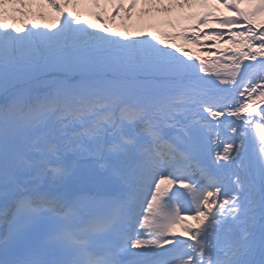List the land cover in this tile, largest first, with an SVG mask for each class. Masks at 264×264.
Wrapping results in <instances>:
<instances>
[{
    "label": "snow or ice",
    "instance_id": "1",
    "mask_svg": "<svg viewBox=\"0 0 264 264\" xmlns=\"http://www.w3.org/2000/svg\"><path fill=\"white\" fill-rule=\"evenodd\" d=\"M137 8L191 21L164 37L235 50L210 72L132 33ZM37 74L43 92L7 93ZM80 161L113 193L54 191ZM0 199V264H264V0H0Z\"/></svg>",
    "mask_w": 264,
    "mask_h": 264
},
{
    "label": "bare ground",
    "instance_id": "2",
    "mask_svg": "<svg viewBox=\"0 0 264 264\" xmlns=\"http://www.w3.org/2000/svg\"><path fill=\"white\" fill-rule=\"evenodd\" d=\"M86 4V3H85ZM70 10L72 6H69ZM90 6L88 4L83 5L81 3L78 7L75 8L76 11H82V12H87L89 10ZM194 9H190L189 11H193ZM34 11H44V12H49L50 10L48 9H40L38 6H34ZM113 9L111 5H107V12H106V17L108 18V23L114 28L116 32H125V30H117L115 27V21L119 19L120 17H117L115 20L111 19V15L113 14ZM151 14V13H150ZM150 14H145L141 16L140 14V8H137L134 12V15L128 22H130L133 18H140V17H145L149 16ZM123 15V14H122ZM37 21L39 24L43 25L45 23L52 22L51 17L49 16L47 19L40 18L39 16L36 17ZM94 19V18H93ZM171 19V18H170ZM175 17L173 18V20ZM169 20V18H168ZM96 23H99L98 20H94ZM135 22V21H133ZM131 23V22H130ZM164 25V24H161ZM159 26V25H158ZM129 29V28H128ZM132 33H136L133 31V29H129ZM144 33H149L151 31H143ZM162 37L165 39L167 44L171 43H177L180 45H183L184 48L188 51H191L193 58H203L208 67L210 72H215L217 71L216 65L219 64L221 61H224L227 59L229 55H231L230 52L226 51L227 49L231 48L235 50L236 45L229 44L227 41V37H225L223 40L218 41V42H206L200 45L193 44V43H186L183 44L182 40L184 38L182 37H176L175 40H171L168 37H164L163 34H161ZM121 38H136L135 36H128L127 33L125 37ZM220 71H225L226 69H219ZM49 80V77L41 74H37L36 76L32 78H22L20 80L14 81L12 83H9L7 87V93L11 95L14 92L17 91H25L28 92L32 95H38L39 93L43 92L47 86V82ZM101 175H105L107 178L106 184H101L100 179L103 177ZM109 177V178H108ZM109 176V174L105 171L100 170L99 168L91 166V161H83L82 165L78 163V166L75 170V172L70 175L67 180L65 181V184L61 186L59 189H54V191H58L60 193L67 192L71 194L72 192L79 190L82 185L88 184L92 188H94L97 191H104L105 188L103 187H111V184L114 186L117 182L113 181V179ZM115 189V187H114ZM3 200L0 199V208L3 207Z\"/></svg>",
    "mask_w": 264,
    "mask_h": 264
},
{
    "label": "rangeland",
    "instance_id": "3",
    "mask_svg": "<svg viewBox=\"0 0 264 264\" xmlns=\"http://www.w3.org/2000/svg\"><path fill=\"white\" fill-rule=\"evenodd\" d=\"M199 9H195L193 11H198ZM88 12V10H87ZM175 17L174 20L177 21L178 24H188L191 23V21L189 20H177V17L175 14L169 15V14H156V13H151L149 16H145V17H140V18H136V19H132L130 22L127 21V27L129 29H133V31L135 32H140V31H155L159 34H163L164 32H173V31H177L178 28H173L170 24L167 23L168 18L173 19ZM95 20V18H94ZM99 21V20H98ZM135 21V22H133ZM95 22V21H94ZM96 23V22H95ZM99 23H101V21H99ZM213 23H216L215 21ZM164 24V25H161ZM159 25V26H158ZM115 27L117 30H125V24L122 22V19L119 18L117 19V21H115ZM210 42V41H209ZM183 44H186L185 39L182 40ZM181 231V229H177V235L179 234V232Z\"/></svg>",
    "mask_w": 264,
    "mask_h": 264
}]
</instances>
